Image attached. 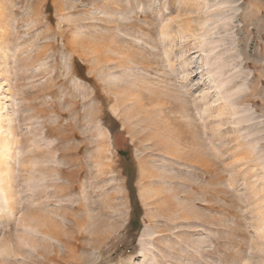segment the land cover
I'll return each instance as SVG.
<instances>
[{
  "label": "rangeland",
  "instance_id": "1",
  "mask_svg": "<svg viewBox=\"0 0 264 264\" xmlns=\"http://www.w3.org/2000/svg\"><path fill=\"white\" fill-rule=\"evenodd\" d=\"M0 264H264V0H0Z\"/></svg>",
  "mask_w": 264,
  "mask_h": 264
},
{
  "label": "bare ground",
  "instance_id": "2",
  "mask_svg": "<svg viewBox=\"0 0 264 264\" xmlns=\"http://www.w3.org/2000/svg\"><path fill=\"white\" fill-rule=\"evenodd\" d=\"M10 154H11V150H9V151L6 153V155L4 156V158H7ZM7 168H9V167L7 166Z\"/></svg>",
  "mask_w": 264,
  "mask_h": 264
}]
</instances>
